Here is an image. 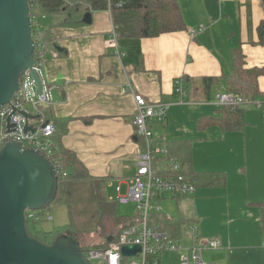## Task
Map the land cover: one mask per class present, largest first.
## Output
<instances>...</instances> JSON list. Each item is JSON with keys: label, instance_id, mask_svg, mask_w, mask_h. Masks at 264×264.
Wrapping results in <instances>:
<instances>
[{"label": "crops", "instance_id": "1", "mask_svg": "<svg viewBox=\"0 0 264 264\" xmlns=\"http://www.w3.org/2000/svg\"><path fill=\"white\" fill-rule=\"evenodd\" d=\"M177 2L186 30L120 39L123 58L115 56L111 46L109 12L93 13L91 25L52 28L63 51L47 53L45 79L54 87L45 118L59 133L60 146L76 153L91 177L104 180L108 200L118 204L129 192L141 148L135 138V95L171 103L166 122L152 125L156 142L170 149L171 142L191 141L193 170L224 173L227 184L197 188L190 197L166 198L158 205L186 199L179 205L178 220L196 224L203 236L221 242L220 249L205 255L209 264H264L257 206L264 203V110L246 108L249 125L243 131L224 132L218 126L201 131L196 125L202 117L215 116V95L227 91L221 81L206 100L202 80L229 74L233 49L242 50L246 69L264 68V46L258 37L264 5L260 0ZM58 21L45 17L39 27L49 29ZM200 26L204 30L192 38L190 31ZM180 78L188 85L183 102L175 94ZM258 83L264 95V75ZM174 109L176 117L171 116ZM173 121L177 128L170 131Z\"/></svg>", "mask_w": 264, "mask_h": 264}, {"label": "trees", "instance_id": "2", "mask_svg": "<svg viewBox=\"0 0 264 264\" xmlns=\"http://www.w3.org/2000/svg\"><path fill=\"white\" fill-rule=\"evenodd\" d=\"M260 1L264 5V0ZM29 4L36 53L39 47L46 53L57 50L59 47L52 28L80 27L84 25L82 19L87 13L109 12L112 25L120 39H149L186 30L177 0H29ZM45 17H57L59 21L51 28L44 29L39 27V20ZM35 22H38L37 26ZM258 37L259 44L264 46V21L258 27ZM231 58L232 69L229 74H224L220 78L202 80L205 99H211V90L222 81L229 93L239 95L246 101L264 100L258 83L259 78L264 75V68L246 69L245 56L240 48L231 51ZM185 81L187 83V80ZM53 87L54 84L49 85V88ZM216 111L215 116L200 118L197 129L202 131L218 126L224 132H237L245 130L249 125L246 119V107L226 106ZM53 140L58 145L55 157L58 160L57 169L60 173L57 197L52 204H64L67 207L70 222L66 227L46 232L36 228L37 220L29 221L30 233L35 239L48 246L61 235H67L81 245L86 236L97 235L102 240L100 245H82V248L84 251L101 249L105 246L107 239L130 224L131 218L126 219L118 215L117 204L110 202L107 198L105 181L91 177L77 154L60 146L56 128ZM169 148V154L181 164V174L193 182L197 188L226 187L224 173H196L193 170L191 141L171 142ZM50 206L35 211L37 217L47 211ZM257 206L261 209L260 224L264 231V203ZM154 222L160 225L161 231L168 232L175 238L181 237L179 229L181 224H187L185 221L175 220L161 213L152 215V223Z\"/></svg>", "mask_w": 264, "mask_h": 264}, {"label": "built area", "instance_id": "3", "mask_svg": "<svg viewBox=\"0 0 264 264\" xmlns=\"http://www.w3.org/2000/svg\"><path fill=\"white\" fill-rule=\"evenodd\" d=\"M37 25L38 22H35ZM203 30V26L192 29L190 35L196 38ZM119 42L120 38L113 27L111 46L114 55L123 58L125 54ZM46 60V52L40 47L37 53L35 50V64L21 77L19 92L9 104L0 109V150L11 142L20 143L23 150L34 148L52 162L59 174L55 157L57 145L53 140L55 126L46 120L43 109L53 101L51 88L45 79ZM34 73L41 82L40 86ZM174 85L175 94L183 102L188 94L185 79H177ZM213 102L219 108L252 106L264 110V101H246L226 90L217 93ZM135 103V138L141 148L136 154L137 171L130 180L129 192L125 197H119L118 203L134 204L136 213L128 226L110 237L111 243L107 239L103 248L88 249L84 254L90 264H209L205 255L221 248V242L216 238L203 236L196 224L189 223L190 237L187 245L182 241L183 233L180 238H175L161 231L157 222L152 223V215L162 211L159 202L166 198L190 197L196 193L197 187L181 174L180 162L169 154L166 147L156 142L152 130L154 123L166 122L171 103L163 100L148 102L141 95H135ZM26 216L28 222L38 220L35 212H27ZM47 221H53V217L48 215ZM127 246H139L140 253L125 257L123 248Z\"/></svg>", "mask_w": 264, "mask_h": 264}, {"label": "water", "instance_id": "4", "mask_svg": "<svg viewBox=\"0 0 264 264\" xmlns=\"http://www.w3.org/2000/svg\"><path fill=\"white\" fill-rule=\"evenodd\" d=\"M92 22V14H85L82 23ZM35 50L29 0H0V109L19 92L21 77L35 64ZM58 189L59 174L43 153L16 142L0 150V264H90L73 238L61 235L48 246L30 233L26 213L50 206ZM139 253V246L123 248L125 257Z\"/></svg>", "mask_w": 264, "mask_h": 264}, {"label": "rangeland", "instance_id": "5", "mask_svg": "<svg viewBox=\"0 0 264 264\" xmlns=\"http://www.w3.org/2000/svg\"><path fill=\"white\" fill-rule=\"evenodd\" d=\"M251 108H254V107H251ZM174 111L175 112H173L171 116L176 117L177 115L176 112H178V110L174 109ZM175 121L172 122V129L170 131H174L177 128ZM198 121L196 122V125L198 124ZM192 159H193V153H192ZM182 201H186V199L181 200V201H173V200L168 199L166 200L165 203H162L159 207L162 209L163 214L167 215L168 217H173L175 220H178L182 212L181 209L179 210V205ZM117 212L120 217L130 219L136 213L135 205L132 203L127 204V205L118 203ZM48 215L53 217V221H47ZM69 222L70 220H69V214H68L67 207L64 204L56 203V204H52L47 211H45L41 216L38 217V220L35 223V226L38 230L49 232V231H54L57 228L66 227L69 225ZM188 226H189L188 223L181 224V227L179 228L181 230V233H183L182 241H184L187 245L189 244L188 238L190 237ZM31 227L32 229L34 228L33 223L31 224ZM101 243H102V240L97 235H89L83 238L82 240V245L84 246H98ZM207 259H208V256H207Z\"/></svg>", "mask_w": 264, "mask_h": 264}]
</instances>
